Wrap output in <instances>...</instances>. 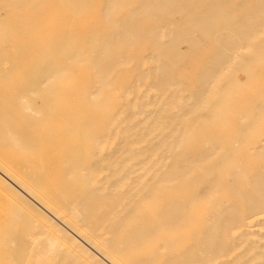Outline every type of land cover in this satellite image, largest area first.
<instances>
[{
  "label": "bare ground",
  "instance_id": "6f19581e",
  "mask_svg": "<svg viewBox=\"0 0 264 264\" xmlns=\"http://www.w3.org/2000/svg\"><path fill=\"white\" fill-rule=\"evenodd\" d=\"M0 264H264V0H0Z\"/></svg>",
  "mask_w": 264,
  "mask_h": 264
},
{
  "label": "rangeland",
  "instance_id": "374dc122",
  "mask_svg": "<svg viewBox=\"0 0 264 264\" xmlns=\"http://www.w3.org/2000/svg\"><path fill=\"white\" fill-rule=\"evenodd\" d=\"M246 75L245 74H243V73H239L238 74V79L240 80V82H242L245 78ZM247 79V78H246ZM242 80V81H241ZM243 82H245V80L243 81Z\"/></svg>",
  "mask_w": 264,
  "mask_h": 264
}]
</instances>
